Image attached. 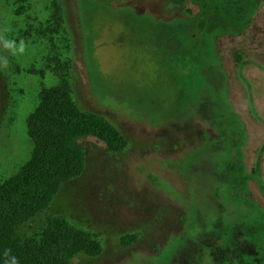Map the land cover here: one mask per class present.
<instances>
[{
  "label": "rangeland",
  "instance_id": "rangeland-1",
  "mask_svg": "<svg viewBox=\"0 0 264 264\" xmlns=\"http://www.w3.org/2000/svg\"><path fill=\"white\" fill-rule=\"evenodd\" d=\"M5 27L28 48L0 49V194L31 162L58 63L79 112L127 141L81 139L85 170L24 244L65 226L99 249L68 264H264V0H0Z\"/></svg>",
  "mask_w": 264,
  "mask_h": 264
},
{
  "label": "trees",
  "instance_id": "trees-1",
  "mask_svg": "<svg viewBox=\"0 0 264 264\" xmlns=\"http://www.w3.org/2000/svg\"><path fill=\"white\" fill-rule=\"evenodd\" d=\"M173 2L184 6L187 0ZM68 71L67 63L55 66L59 82L43 88L40 107L30 121L35 145L31 162L16 183L0 194V264H4L5 249L11 250L19 264H68L75 254L99 252L94 241L65 226L50 227L42 244H24L17 233L21 225L52 204L65 183L83 173L86 157L81 139L97 138L115 153L127 148V141L106 118L79 112Z\"/></svg>",
  "mask_w": 264,
  "mask_h": 264
},
{
  "label": "clouds",
  "instance_id": "clouds-1",
  "mask_svg": "<svg viewBox=\"0 0 264 264\" xmlns=\"http://www.w3.org/2000/svg\"><path fill=\"white\" fill-rule=\"evenodd\" d=\"M10 29L5 27L0 29V49H3L4 52L11 54L12 56H22L26 53L28 45L26 44L24 39L12 38L10 39L8 33ZM0 70H7L9 67V59L7 55H0ZM4 264H19V260L17 257L11 255L10 249H5L4 253Z\"/></svg>",
  "mask_w": 264,
  "mask_h": 264
}]
</instances>
